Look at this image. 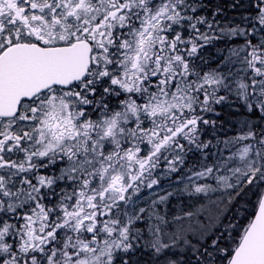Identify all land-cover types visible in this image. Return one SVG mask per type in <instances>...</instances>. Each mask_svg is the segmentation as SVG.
Masks as SVG:
<instances>
[{
    "label": "snow or ice",
    "instance_id": "obj_1",
    "mask_svg": "<svg viewBox=\"0 0 264 264\" xmlns=\"http://www.w3.org/2000/svg\"><path fill=\"white\" fill-rule=\"evenodd\" d=\"M0 264H264V0H0Z\"/></svg>",
    "mask_w": 264,
    "mask_h": 264
}]
</instances>
